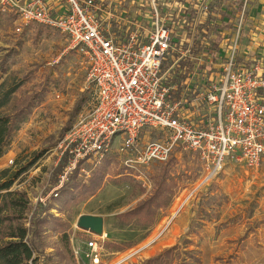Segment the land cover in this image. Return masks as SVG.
Listing matches in <instances>:
<instances>
[{"label":"built area","instance_id":"2783aa9c","mask_svg":"<svg viewBox=\"0 0 264 264\" xmlns=\"http://www.w3.org/2000/svg\"><path fill=\"white\" fill-rule=\"evenodd\" d=\"M103 3L0 0L16 15V32L31 23L56 30L87 64L91 100L59 145L69 156L59 186L115 143L134 179L178 148L197 156L202 183L228 162L262 166L264 70L242 41L249 0H122L109 11ZM145 130L160 139L140 147ZM103 240L92 234L85 242L88 264H100Z\"/></svg>","mask_w":264,"mask_h":264},{"label":"rangeland","instance_id":"374dc122","mask_svg":"<svg viewBox=\"0 0 264 264\" xmlns=\"http://www.w3.org/2000/svg\"><path fill=\"white\" fill-rule=\"evenodd\" d=\"M18 24L14 12L0 6V64L5 69L0 71V85L6 89L20 83L13 99L41 87L47 92L11 136L0 158V170L14 171L33 154L44 151L12 187L26 191L31 203L44 204L56 196L59 179L69 167L68 156L65 168L54 175L66 151L59 148L61 142L56 145L57 139L87 108L92 90L86 81L87 64L68 49L66 35L34 23L16 32ZM81 98L86 101L74 116ZM158 139L156 132L145 130L140 147ZM117 147L115 143L101 160L90 158L78 165V178L86 179L104 158L110 160L108 175L94 196L63 213L51 210L69 227L63 237L51 229L43 235V247L49 255L46 264H88L84 244L92 232L80 225L84 216L102 219V236L106 238L100 264H113L124 256L128 257L122 264H140L163 244L172 246L184 239L192 241L187 250L199 252L200 264H264V164L247 169L228 162L218 175L202 183L204 172L197 156L178 148L165 163L139 167L138 179H134L136 171L124 165L125 156L119 155ZM164 168L168 172L162 182L158 175ZM68 177L69 173L64 182ZM179 198L186 199V204L173 217ZM145 202L147 210L135 215L132 211ZM56 250L63 253L64 261Z\"/></svg>","mask_w":264,"mask_h":264},{"label":"trees","instance_id":"16d2710c","mask_svg":"<svg viewBox=\"0 0 264 264\" xmlns=\"http://www.w3.org/2000/svg\"><path fill=\"white\" fill-rule=\"evenodd\" d=\"M0 71H5L3 63L0 64ZM19 87L20 83L6 89L0 85V158L6 153L11 136L19 130L32 110L44 101L47 92L45 87H41L22 98L13 99L12 96ZM85 101V98L77 101L74 116L78 115ZM67 130L69 129L65 128L61 131L56 145L63 140ZM44 153L41 151L33 154L27 163L14 171L0 170V264H46L49 255L43 247V235L51 229L63 237L69 227L60 217L53 215L51 210L63 213L73 204L94 196L109 172L110 160L106 158L86 179L78 178V166L74 172H69L70 177L56 191V196H51L45 201L46 205L39 202L33 204L26 191L12 187ZM67 158L66 150L54 170L55 176L65 168ZM167 172L165 168L161 171L158 175L160 181L165 180ZM122 179L125 180L124 176ZM147 208L148 204L145 202L132 212L137 215ZM191 245V240L184 239L156 252L140 264H200L199 252L187 250ZM55 253L64 261L65 257L61 251L56 250Z\"/></svg>","mask_w":264,"mask_h":264},{"label":"crops","instance_id":"0c3cea01","mask_svg":"<svg viewBox=\"0 0 264 264\" xmlns=\"http://www.w3.org/2000/svg\"><path fill=\"white\" fill-rule=\"evenodd\" d=\"M103 1V10H113L112 3L116 2L115 7L122 0H101ZM111 4V7L106 5ZM126 5V4H123ZM113 8V9H112ZM246 32L247 36L243 38V46L250 56L254 55V59L261 62L264 70V0H249L246 11ZM170 244H163L155 252L160 251L164 247H169ZM154 252V253H155Z\"/></svg>","mask_w":264,"mask_h":264},{"label":"water","instance_id":"95a60500","mask_svg":"<svg viewBox=\"0 0 264 264\" xmlns=\"http://www.w3.org/2000/svg\"><path fill=\"white\" fill-rule=\"evenodd\" d=\"M80 225L94 235L102 233V219L100 217L84 216L80 218Z\"/></svg>","mask_w":264,"mask_h":264},{"label":"bare ground","instance_id":"6f19581e","mask_svg":"<svg viewBox=\"0 0 264 264\" xmlns=\"http://www.w3.org/2000/svg\"><path fill=\"white\" fill-rule=\"evenodd\" d=\"M186 197V196H185ZM186 204V199H184V198H179L177 201H176V203H175V205H174V207H173V210H172V216L174 217V215L177 213V211L178 210H180L184 205ZM178 214V213H177ZM102 234H103V231H102V233L100 234V236L102 237V238H106V237H103L102 236ZM156 236V235H155ZM154 236V237H155ZM153 239V238H152ZM130 253V252H129ZM131 255V254H130ZM120 261V260H119ZM119 261H116L115 263H117V262H119ZM115 263H113V264H115Z\"/></svg>","mask_w":264,"mask_h":264}]
</instances>
